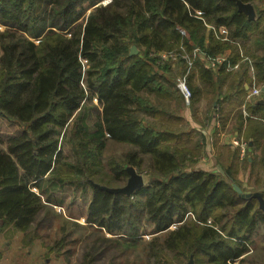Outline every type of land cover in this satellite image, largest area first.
Segmentation results:
<instances>
[{
    "label": "trees",
    "instance_id": "16d2710c",
    "mask_svg": "<svg viewBox=\"0 0 264 264\" xmlns=\"http://www.w3.org/2000/svg\"><path fill=\"white\" fill-rule=\"evenodd\" d=\"M103 1L0 0V117L22 126L0 138V219L24 232L46 224L42 196L64 203L73 187L94 228L79 264H95L107 250L106 264H233L264 227L257 200L234 189L247 192L237 172L253 160L218 150L220 169L195 167L207 135L203 121L194 127L183 114L176 77L186 72V61L171 63L154 52L183 43L225 57L214 66L196 57L187 77L190 101L212 96L222 125L234 114L235 127L240 132L246 122L242 137L258 149L264 100L245 101L248 61L236 72L226 65L240 59L241 45L264 86V0H239L252 4L253 17L238 0ZM206 24L214 26L207 34ZM219 25L225 39L215 31ZM248 40L261 54H252ZM133 44L138 51L131 53ZM241 105L258 120L244 117ZM110 141L129 150L106 171L102 154ZM144 162L145 183L130 194L109 190L126 182L127 166L141 169ZM61 239L60 246L72 242ZM128 249L133 257L123 261Z\"/></svg>",
    "mask_w": 264,
    "mask_h": 264
},
{
    "label": "rangeland",
    "instance_id": "374dc122",
    "mask_svg": "<svg viewBox=\"0 0 264 264\" xmlns=\"http://www.w3.org/2000/svg\"><path fill=\"white\" fill-rule=\"evenodd\" d=\"M90 9L91 8L85 11V17L87 16ZM4 28L5 26L0 24V29H4ZM210 28L213 29L214 26L206 24L205 34L208 33ZM215 31H217L218 35H222L221 31L218 29V26L215 27ZM226 32H227V29H226ZM186 35L188 36L187 33ZM225 38L226 37H224V39ZM248 41H247V46H248V49L250 48L249 50L252 51V54L253 55L261 54L259 51V48L256 45H251L250 40ZM133 46L138 51V48L136 47V45L134 44L131 45V47ZM180 47H183L185 51L187 52V54L192 56L193 54L192 48H188L186 44H183V43H178L177 45L173 46L170 49H163L160 51L158 50L157 52H154V53L158 55L159 53H166L169 50H174V49L178 50ZM239 47H240L239 54L241 55V57L240 59H237V61L235 62L238 64V66L232 70L233 72L234 71L236 72L237 70H239L243 61L250 62L252 60L249 56L244 54L245 53L244 51L246 49L242 48L241 45H239ZM195 48H198V46ZM159 58L161 60H168V59H163L164 57L163 58L159 57ZM176 61L174 62L170 61V62L175 63ZM195 61H196V57L194 58V62ZM191 68L188 71L186 70V82H187L188 74L192 70ZM253 72L254 71H249L250 81L248 80L244 83V86L246 88V95L248 93V90L253 87V83H252ZM182 75L183 74L181 73L179 76H177L176 81H177V78L181 77ZM254 79H255V84L258 87L260 83L257 81L255 76H254ZM203 92H204V89H203ZM253 97H251L250 99H252ZM200 99L202 100L194 104L191 99L190 101L191 103L189 105H186L184 102L185 109H187V112L189 110L190 115H192L191 121L194 120L196 121L197 124H199L198 121H203L204 123L205 121L210 122L211 121L210 118H212L211 117L212 114L216 113V110L215 111L214 109L212 110V107H213V105L211 104L213 100L212 96L206 97L202 93V97ZM250 99L245 98V101L249 102ZM91 104L97 105L100 108V105L98 104L96 97L92 98ZM233 116L236 122L235 115L233 114ZM66 128L67 127L64 126V128L62 129V134L67 132ZM20 129H22V126L19 125L18 123L14 121H10L6 118L0 117V138L4 139L5 135L15 133L16 131ZM195 134H196V131L191 132V136H194V139L198 138V136ZM67 136L68 135L66 134L64 138L62 139L61 141L62 145L68 144ZM239 137L240 139L244 140L242 135ZM0 146H4V144L1 143V141H0ZM128 150H129L128 145L110 141L102 154V159L105 164L106 171H108L107 164L109 163V161L120 159L122 155L126 153ZM63 151L64 153H67V147H64ZM199 157H200L199 163L201 164H207V162L210 159L209 155H207L205 152L203 153V149ZM213 169L215 168L211 166V170ZM127 170L128 172L133 171L136 174H139L142 177L143 182L145 183L147 181L146 174L147 172L150 171V168H149L148 162H144L141 169H138L134 166H127ZM126 182H124L121 185H114L113 188L124 186ZM81 194L82 193L80 190H77L73 187H69L65 191L66 197H65L64 203H60V204L47 202L46 199H44V197L42 196L43 202L46 205V208L44 209L43 214H42L44 216H47L46 224L39 223L40 222L39 221L37 224L33 225L35 227H32L26 232L24 231L20 232L16 230L12 225L3 223V221L0 219V264H21L23 261L22 258L24 257V254H23L24 251L23 250L21 251L19 247L21 243H25L27 246H31L30 247L31 251L35 250L37 246V244L35 243H39L41 247L43 248V250L45 251L46 255L52 252L53 250L56 252H60L59 253L60 256L54 254L51 257L50 264H79L80 258L82 256V252L90 250L89 245L93 241L91 232L94 230V228L90 226L85 220L86 202L81 200V197H82ZM57 201L61 202L60 199H57ZM174 226L175 224H172L170 227H174ZM146 230L149 231V228H146ZM80 233H83V234H80ZM85 234L89 236L87 241L82 240L86 236ZM105 235L111 236V234L107 232ZM63 236L66 238L67 241L72 239V242H69V244L65 246H60L62 242L61 238ZM151 236H152V233H146L143 235V239L149 240ZM252 238H253V243H248L249 250L246 253H244L243 256H241L240 258L235 259L233 261V264H264V227L263 225H259V228H257V232L253 235ZM138 249L140 250V247H138ZM111 255L112 253L108 252L107 250V253L104 255L103 259L97 260L95 264H106V262L109 260V257ZM107 256H108V259H106ZM132 257H133V252L131 249H128L125 255L122 256V260L125 261V259L132 258ZM114 262L117 264H120V262L122 261L118 259V261H114ZM186 263L191 264L190 262H186Z\"/></svg>",
    "mask_w": 264,
    "mask_h": 264
},
{
    "label": "crops",
    "instance_id": "0c3cea01",
    "mask_svg": "<svg viewBox=\"0 0 264 264\" xmlns=\"http://www.w3.org/2000/svg\"><path fill=\"white\" fill-rule=\"evenodd\" d=\"M204 63L205 65L209 66L208 64H206L205 61ZM201 100L202 99H200L199 101ZM256 100L263 102L264 86H262V91L260 92L259 95L254 96L252 99H250L251 102H254ZM215 110L216 113L212 114L211 116L212 118H210L211 121L210 122L205 121V128H206L205 134L207 135V137L205 138V141L203 143V153L205 152L207 155H209V158L211 160L209 159L207 164H201L199 163L200 161V157H199L197 163L195 164V167L211 170V166H213V168L215 169H220L217 162L218 150H221L222 153L224 152L227 155H230V153H232L234 150L238 151L239 159H244L245 156H248V161L253 160L254 165L248 164L246 165V167H244V165H241L239 171L237 172V177L241 180V183L247 189V192L261 191L262 194L264 195V136L260 140V145L258 149H256L255 146L253 145V141L251 140V137H248V139L245 138L246 140L245 139L244 140L249 144L247 143L246 146L247 149L245 154L241 155L239 147L232 145L230 140L234 137L240 138L239 136L242 135L246 122L244 123L240 133L239 130L235 127V120L232 115H230L227 122L226 123L224 122V124L222 125L221 121H219V118L217 117V113L220 111V108L216 107L214 111ZM241 110L244 117H251V115L246 111L243 105H241ZM183 114L185 118L188 121H190V123L194 127H200V124H197L196 121L194 120L191 121L192 118L189 113V110L187 112V109H185ZM251 118L258 120L257 116H253ZM262 123L264 126V119H262ZM250 178L253 179V182H250L249 180ZM256 179L259 180L257 182L259 183L258 187H255V185L253 184L256 182L255 181ZM14 228L22 232L16 227ZM35 244H37L35 250L31 251L30 249L31 246H27L25 243H21L19 247L21 251L22 250L24 251L23 252L24 257L22 258L23 261L21 264H50L51 257L54 254L60 256L59 255L60 252H56L54 250L46 255L41 245L39 243H35Z\"/></svg>",
    "mask_w": 264,
    "mask_h": 264
},
{
    "label": "built area",
    "instance_id": "2783aa9c",
    "mask_svg": "<svg viewBox=\"0 0 264 264\" xmlns=\"http://www.w3.org/2000/svg\"><path fill=\"white\" fill-rule=\"evenodd\" d=\"M108 1L109 0H104L103 3H106ZM196 13L198 14L199 12H196ZM218 29L221 31L223 38L227 36L226 28L223 25L218 26ZM179 30L183 35L187 36L186 32L182 28H179ZM193 48H192V50H193L192 56L187 54V52L185 51V49L183 47H180L178 50L174 49V50H169L166 53H159L157 56L162 57V58L164 57L163 59H168L172 62L176 61L178 58H183L186 61V70L187 71L193 66L195 57H199V58L204 59L206 64H208L209 66H214L215 62L218 61L219 59H222V60L226 59L225 57L216 58V57L206 56V54H204L200 49L195 48V47H193ZM249 64H250V71H253L251 61L249 62ZM237 66H238L237 63H235V62L232 63L230 61L227 63L226 69L227 70H233ZM252 83H253V87L248 90V93L246 95L247 99H250L253 96L259 95L260 92L262 91L261 85H259L258 87L256 86L254 76H252ZM176 86H177L178 90L181 92L185 104L189 105L190 104V97H191V90H190V88L186 82V72L181 77L177 78ZM230 141H231L232 145L239 147L241 155L245 154L246 149H247L246 148L247 142L245 140H242L238 137H234Z\"/></svg>",
    "mask_w": 264,
    "mask_h": 264
},
{
    "label": "water",
    "instance_id": "95a60500",
    "mask_svg": "<svg viewBox=\"0 0 264 264\" xmlns=\"http://www.w3.org/2000/svg\"><path fill=\"white\" fill-rule=\"evenodd\" d=\"M237 5L238 8L245 12L249 17L254 16L253 6L250 3H243L238 0ZM135 51L137 50L133 46L131 48V53H134ZM129 174V178L124 186L118 188H109V190L130 194L137 187L143 184L142 177L139 174H136L133 171H129ZM234 189L242 198H255L258 202V208L264 213V198L261 191L243 192L242 189L236 184H234Z\"/></svg>",
    "mask_w": 264,
    "mask_h": 264
}]
</instances>
